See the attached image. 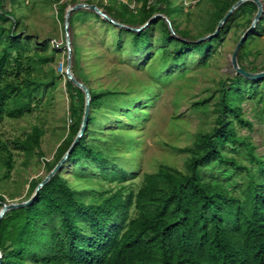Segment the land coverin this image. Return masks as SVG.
Instances as JSON below:
<instances>
[{
	"label": "trees",
	"instance_id": "obj_1",
	"mask_svg": "<svg viewBox=\"0 0 264 264\" xmlns=\"http://www.w3.org/2000/svg\"><path fill=\"white\" fill-rule=\"evenodd\" d=\"M110 1L109 5L98 7L127 26L118 29L117 47L124 52H141L140 37L149 33L160 17L140 31L130 27L141 28L158 14L168 16L172 22V10L181 22L187 14V7L179 0H135V10L130 4ZM214 1L217 8L199 37L214 34L219 22L239 0ZM24 7L22 0H0V123L4 116H24L34 106L36 94L48 85L57 84L56 78L48 82L28 73L32 64L51 63L54 55L36 52L28 56L31 36L24 33V15L19 14ZM66 7L67 4H62L61 12ZM257 11V4L251 0L241 4L218 33L222 35L221 44L226 34L223 30L234 16L254 17ZM89 13L101 18L95 12H85ZM73 21L70 18L69 24ZM160 30L164 36L172 37L163 20ZM175 32L178 52L175 61L185 62V53L198 55L203 46L188 37L190 29ZM247 42L239 50L240 66L251 72L264 70V63L257 64L260 55L249 57L250 68L241 63ZM42 45L47 49L45 42ZM66 84L71 123L68 137L59 146L54 161L47 163L49 173L71 148L85 115V90L69 78ZM87 87L91 111L80 141L40 189L35 201L27 207L9 210L1 221L3 264H264V79L234 75L222 81L215 103V126L197 135L191 146L178 148L187 154L186 170L162 164L156 172L145 174L137 192L123 184L128 173L120 161H115L119 144L128 146L137 141L131 136H118L110 146L113 149L115 145L117 150L107 156L98 145L104 143L95 134L101 129L93 127L99 122L97 112L125 114L127 106L119 100V104L107 105L104 98L119 92L96 93ZM256 123L263 129L262 153L251 134L241 133L243 129L252 132ZM41 136V129L34 127L20 144L31 151L40 146ZM241 152L248 162L239 158ZM68 164H73L79 173L74 175V181L64 174ZM6 165L9 171L13 169L11 159ZM99 173L109 182H119L120 187L105 190L96 184L79 185L78 176L86 174L87 179H92ZM41 182L30 183L33 193ZM5 204L0 193V210Z\"/></svg>",
	"mask_w": 264,
	"mask_h": 264
},
{
	"label": "rangeland",
	"instance_id": "obj_2",
	"mask_svg": "<svg viewBox=\"0 0 264 264\" xmlns=\"http://www.w3.org/2000/svg\"><path fill=\"white\" fill-rule=\"evenodd\" d=\"M120 1L136 9L135 0H116ZM179 1L187 7L183 22L178 20L174 10L170 15L174 26L168 16L163 15L154 22L149 33L140 37L142 51L135 53L118 49V29L121 27L105 23L109 21L101 16L97 18L90 13L85 14L95 12L89 6L73 10L69 21L70 18L74 21L72 25H67L68 11L74 6L81 3L109 5L110 0H22L26 7L19 14L24 15V33L31 36L28 56H34L36 52L54 55L51 63L32 64L28 73L48 82L56 78L57 84L48 85L36 94L34 106L24 116H4L0 123V193L7 204L25 201L34 195L30 183L44 180L49 175L47 163L54 161L59 146L68 137L71 100L66 70L69 63L74 77L96 93H121L107 95L104 98L108 101L107 105L119 104V100L127 106L125 114L107 113L105 110L97 112L99 122L98 125L96 122L93 124V127L101 129L95 134L104 143L98 145L107 156L108 152L113 155L112 152L118 148L115 161H120L128 173V179L123 184L137 192L145 174L156 172L162 164L186 170L187 154L179 152L178 148L191 146L197 135L215 126L218 89L222 81L240 75L234 70L231 58L245 33L249 32L244 43L249 36L253 35V38L242 49L241 63L250 68L249 57L258 55L260 60L257 64L264 63V12L256 29L252 27L255 16H234L235 19L232 18L223 30L226 34L221 44L222 35H218L219 32L206 40H201L205 36L199 37L200 32L204 33V28L209 26L211 13L217 8L215 1ZM62 4H67V7L61 12ZM162 20L172 33V37L167 36L168 39L160 30ZM188 28L191 31L188 37L203 47L194 57L185 53V62L178 63L175 61V56H178L175 48L177 41L173 38L176 37L175 29L188 31ZM183 40L187 41L186 38ZM22 42L25 40L22 39ZM44 42L47 49L42 45ZM34 127L42 131L40 146L27 151L20 142ZM261 128L256 123L252 132L248 129L241 131L252 135L260 153L263 152ZM118 136H131L137 142L110 148ZM239 158L248 162L244 152ZM8 159L13 165L10 171L6 165ZM64 174L74 181V175L79 173L73 164H68ZM77 178L81 187L96 184L105 190H116L121 185L105 180L101 173L92 179H87L86 174Z\"/></svg>",
	"mask_w": 264,
	"mask_h": 264
},
{
	"label": "water",
	"instance_id": "obj_3",
	"mask_svg": "<svg viewBox=\"0 0 264 264\" xmlns=\"http://www.w3.org/2000/svg\"><path fill=\"white\" fill-rule=\"evenodd\" d=\"M245 1L247 0H239L238 2H236L231 9L227 12V14L223 17V19L219 22L217 30L215 31L214 34H211L205 38H202L201 40H206L208 38H210L211 36L217 34L221 27L226 23V21L230 18V16L234 13V11L241 5L243 4ZM253 2H255L258 6V11L254 17L253 20V24L252 27H256V24L261 20L263 12H264V4L262 0H251ZM86 6H89V8L93 11H95L97 14H99L101 17L105 18L106 20H108L109 22L119 26V27H126L123 24L118 23L117 21H115L114 19H112L108 14H106L102 9H100L97 5L92 4V5H88V4H78L76 6H74L73 8L69 9L68 11V18H67V25L69 24V16L70 13L73 10L79 9V8H84ZM158 17H163V15L158 14L156 16H154L148 23L147 25H149L151 23L152 20L158 18ZM67 28V27H66ZM130 30L133 31H139L142 28H129ZM254 29V28H252ZM249 30V31H252ZM249 32L245 33V36L242 37L237 45V47L235 48L232 58H231V62L233 65L234 70L242 75L243 77H245L246 79H250V80H263L264 79V70L259 71V72H251L246 70L245 68H242L239 64L238 61V54H239V50L241 45L244 43V41L246 40V36L248 35ZM66 75L67 78L71 79L73 81L74 84H76L77 86L81 87L82 89L85 90L86 92V107H85V115H84V120H83V124L81 127V130L77 136V138L75 139V141L73 142L71 148L69 149V151L65 154V156L60 160V162L56 165V167L49 173V175L42 180V182L38 185V187L36 188V191L34 193V195L25 201L22 202H11V203H6L3 208L0 210V224L1 221L3 219V217L5 216V214L12 209H18V208H24L27 207L29 205H31L35 199L37 198L40 189L51 179V177L58 171V169L61 168V166L64 164V162L67 160V158L69 157L70 152L72 151V149L74 148V146L80 141V138L83 136L87 126H88V122H89V116H90V111H91V96H90V91L88 89V87L86 85H84L83 83L79 82L73 75L72 73V66L71 63H69L67 70H66ZM0 264H3V260H2V253L0 251Z\"/></svg>",
	"mask_w": 264,
	"mask_h": 264
},
{
	"label": "built area",
	"instance_id": "obj_4",
	"mask_svg": "<svg viewBox=\"0 0 264 264\" xmlns=\"http://www.w3.org/2000/svg\"><path fill=\"white\" fill-rule=\"evenodd\" d=\"M263 1V0H262ZM263 4H264V1H263Z\"/></svg>",
	"mask_w": 264,
	"mask_h": 264
}]
</instances>
